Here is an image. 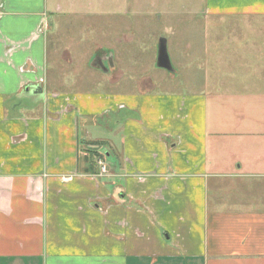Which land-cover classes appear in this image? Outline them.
Segmentation results:
<instances>
[{"label": "crops", "instance_id": "obj_1", "mask_svg": "<svg viewBox=\"0 0 264 264\" xmlns=\"http://www.w3.org/2000/svg\"><path fill=\"white\" fill-rule=\"evenodd\" d=\"M48 4L0 0V264H264V172L229 159L264 140L262 114L232 113L251 99L215 81L131 90L97 75L99 45L48 75ZM204 11L253 19L264 0Z\"/></svg>", "mask_w": 264, "mask_h": 264}, {"label": "rangeland", "instance_id": "obj_2", "mask_svg": "<svg viewBox=\"0 0 264 264\" xmlns=\"http://www.w3.org/2000/svg\"><path fill=\"white\" fill-rule=\"evenodd\" d=\"M48 1V75L55 69V55L62 50L83 60L86 46L99 45L108 49L94 51L99 59L113 57L104 74L97 72L104 79L120 80L131 90L137 80L144 90L152 82L155 91L175 92L198 89L204 81L230 83L235 94L252 101L231 104L238 123L249 114L254 123H258L256 116L264 117V16L214 20L205 14V0ZM57 4L60 9L54 11ZM160 38L166 40L173 72L156 65ZM66 57L63 53L62 63ZM77 65L76 61L69 69L76 72ZM87 71L83 67L76 78L91 81ZM239 128L243 129L242 121ZM252 137L256 140L252 133L242 136L249 143L236 147L229 159L242 166L241 172L262 174L264 161L256 166L254 159L264 156V140Z\"/></svg>", "mask_w": 264, "mask_h": 264}, {"label": "water", "instance_id": "obj_3", "mask_svg": "<svg viewBox=\"0 0 264 264\" xmlns=\"http://www.w3.org/2000/svg\"><path fill=\"white\" fill-rule=\"evenodd\" d=\"M96 61L95 63H92L95 67L107 71V67H111L112 65V56L109 55L107 58H101ZM105 62H107L108 64L106 65ZM156 65L157 67L164 68L169 72H173V66L171 65V61L167 53L166 40L164 38H160L158 41Z\"/></svg>", "mask_w": 264, "mask_h": 264}, {"label": "built area", "instance_id": "obj_4", "mask_svg": "<svg viewBox=\"0 0 264 264\" xmlns=\"http://www.w3.org/2000/svg\"><path fill=\"white\" fill-rule=\"evenodd\" d=\"M98 163H99V165L101 167V170L105 171L106 170V165L104 164V162L102 161L101 158H99Z\"/></svg>", "mask_w": 264, "mask_h": 264}, {"label": "trees", "instance_id": "obj_5", "mask_svg": "<svg viewBox=\"0 0 264 264\" xmlns=\"http://www.w3.org/2000/svg\"><path fill=\"white\" fill-rule=\"evenodd\" d=\"M84 158H85V161H86L87 160L86 154H85V157Z\"/></svg>", "mask_w": 264, "mask_h": 264}]
</instances>
